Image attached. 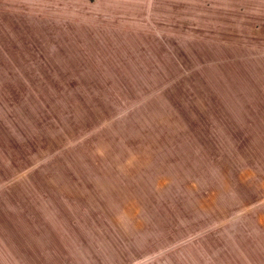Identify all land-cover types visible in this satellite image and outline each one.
Wrapping results in <instances>:
<instances>
[{
	"label": "rangeland",
	"instance_id": "rangeland-1",
	"mask_svg": "<svg viewBox=\"0 0 264 264\" xmlns=\"http://www.w3.org/2000/svg\"><path fill=\"white\" fill-rule=\"evenodd\" d=\"M210 25V0H0V264H264V144Z\"/></svg>",
	"mask_w": 264,
	"mask_h": 264
},
{
	"label": "crops",
	"instance_id": "crops-1",
	"mask_svg": "<svg viewBox=\"0 0 264 264\" xmlns=\"http://www.w3.org/2000/svg\"><path fill=\"white\" fill-rule=\"evenodd\" d=\"M210 23V77L220 86H233L235 97L242 96V101L233 99L231 103L233 109L237 110L232 128L234 126L237 129L240 126L243 129L250 126L258 129L257 141L262 145L264 144V136H262L264 134V0H210ZM239 111H241L240 116L237 115ZM227 116L229 117L228 113ZM259 149L264 147L260 146ZM243 232L241 236L243 245L247 242L249 247L252 246L249 250L253 260L249 261L262 263L264 245L261 243L264 241V236L263 239L260 238L258 227H254L248 233L245 230Z\"/></svg>",
	"mask_w": 264,
	"mask_h": 264
}]
</instances>
